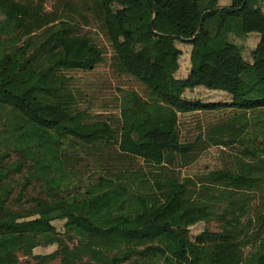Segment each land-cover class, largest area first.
<instances>
[{
    "label": "trees",
    "instance_id": "16d2710c",
    "mask_svg": "<svg viewBox=\"0 0 264 264\" xmlns=\"http://www.w3.org/2000/svg\"><path fill=\"white\" fill-rule=\"evenodd\" d=\"M152 2L154 20L149 0H91L88 10L124 71L152 98L123 92L119 154L162 169L177 154H188L178 153L179 114L264 111V0H229L223 9L220 0ZM248 11L256 17L245 20ZM0 16V113L6 116L0 130V264H47L63 249L71 264L84 258L94 264H264V143L244 151L262 164L260 172L243 177L237 170L214 171L197 191L151 174L152 181H165L157 191L142 193L123 181L99 178L71 192L60 160L64 141L92 147L94 132L108 126L86 123L57 105L71 94V78L59 71H91L102 55L89 33H76L70 15L0 0ZM250 36L256 41L244 61L237 41ZM167 41L190 46L186 78L176 77L177 57L140 62L141 50L153 44L163 50ZM197 88L235 102L185 96ZM141 177L150 182L146 174ZM251 200L257 205L247 217ZM79 201L85 203L82 215L75 211ZM216 219L221 231L206 227ZM56 221L63 223V233ZM28 237L57 250L20 260Z\"/></svg>",
    "mask_w": 264,
    "mask_h": 264
},
{
    "label": "rangeland",
    "instance_id": "374dc122",
    "mask_svg": "<svg viewBox=\"0 0 264 264\" xmlns=\"http://www.w3.org/2000/svg\"><path fill=\"white\" fill-rule=\"evenodd\" d=\"M18 2L43 9L48 14L57 16L70 15L72 24L76 26L77 34L89 33L90 38L97 45L103 61L91 71L61 70L60 74L71 78V94L60 100L57 105L64 106L75 115H79L86 123L98 122L101 127L93 134L94 146L86 147L71 139L65 140L60 160L67 175L69 191L76 192L84 186L95 182L99 178L123 181L127 186H135L143 192L157 191L164 180L152 181V175L170 176L182 182L191 191H197L203 186L200 184L214 171H239L243 177L249 173L260 172L261 163L250 161L252 158L244 151L251 153L253 147L264 143V111H239L223 108L217 111H199L178 115V143L181 144L178 153L186 154L173 157L170 164L162 169L144 163L142 160L120 155L118 151L117 131L120 129L119 106L123 92H134L148 102H152L149 91L138 80L127 74L113 51L110 42L101 24L97 23L91 10V0H17ZM229 0H220V9L228 4ZM83 16H86L84 20ZM2 16H0L1 18ZM245 20L256 17L254 13L244 12ZM238 39V38H237ZM231 40V39H230ZM229 40V41H230ZM241 46V55L248 61L250 50L254 47L256 37L247 40L238 39ZM177 48L181 55L177 56ZM190 46L184 42L174 43L167 41L164 49L157 44L150 45L141 50L139 60L143 64H150L154 59L168 57L170 60L177 57L180 65L176 73L179 79L186 78L189 70L188 53ZM187 98L204 102H235L230 96L214 94L204 88L188 92ZM50 97H53L50 94ZM50 103H56L49 100ZM6 116L0 113V130L4 125ZM191 148V149H189ZM186 151V153H185ZM183 158V159H182ZM264 160V156H263ZM146 174L150 182L146 183L141 175ZM162 178V177H161ZM229 182V181H226ZM244 181H242L243 183ZM247 185V183H245ZM147 192V193H148ZM215 194V192H214ZM251 195V194H250ZM257 202L251 200L247 208V217L254 212ZM85 203L79 201L75 206L78 215L84 213ZM79 225L86 230V224L80 220ZM37 226V224L35 225ZM56 229L63 233L59 227L63 223L56 221ZM211 231H221L222 225L216 219L206 225ZM75 242V241H74ZM69 248L70 243H67ZM57 250V246L41 247L33 238H26L24 242V257L44 256ZM249 248L243 249L246 255ZM89 262V261H88ZM84 258L77 264H94ZM47 264H71L68 251H63Z\"/></svg>",
    "mask_w": 264,
    "mask_h": 264
},
{
    "label": "water",
    "instance_id": "95a60500",
    "mask_svg": "<svg viewBox=\"0 0 264 264\" xmlns=\"http://www.w3.org/2000/svg\"><path fill=\"white\" fill-rule=\"evenodd\" d=\"M151 3H152V6H153V9H154V12H153V20L156 18V16H157V12H156V6H155V4L152 2V0H149ZM245 1V0H244ZM153 20H152V22L150 23V29L152 30V23H153ZM201 24H202V20H201V22H200V26H201ZM199 26V27H200ZM156 34V33H155ZM156 35H159V34H156ZM184 41H188V40H184Z\"/></svg>",
    "mask_w": 264,
    "mask_h": 264
},
{
    "label": "crops",
    "instance_id": "0c3cea01",
    "mask_svg": "<svg viewBox=\"0 0 264 264\" xmlns=\"http://www.w3.org/2000/svg\"><path fill=\"white\" fill-rule=\"evenodd\" d=\"M263 12H264V7H263Z\"/></svg>",
    "mask_w": 264,
    "mask_h": 264
}]
</instances>
